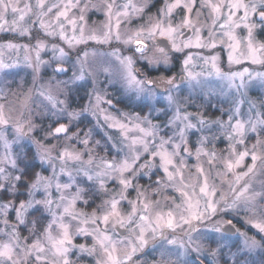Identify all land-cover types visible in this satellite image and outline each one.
Returning <instances> with one entry per match:
<instances>
[{"label":"clouds","instance_id":"1","mask_svg":"<svg viewBox=\"0 0 264 264\" xmlns=\"http://www.w3.org/2000/svg\"><path fill=\"white\" fill-rule=\"evenodd\" d=\"M0 264H264V0H0Z\"/></svg>","mask_w":264,"mask_h":264}]
</instances>
